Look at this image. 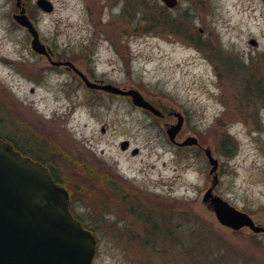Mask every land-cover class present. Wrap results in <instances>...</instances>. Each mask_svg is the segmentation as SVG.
<instances>
[{"label":"rangeland","instance_id":"374dc122","mask_svg":"<svg viewBox=\"0 0 264 264\" xmlns=\"http://www.w3.org/2000/svg\"><path fill=\"white\" fill-rule=\"evenodd\" d=\"M21 1L46 47L164 113L83 84L67 95L71 78L46 69L13 24L15 0H0V135L29 138L95 235L97 264H264V233L224 227L202 202L210 149L213 194L264 226V2L48 0L44 13ZM172 112L184 119L176 140L197 146L168 141Z\"/></svg>","mask_w":264,"mask_h":264},{"label":"water","instance_id":"95a60500","mask_svg":"<svg viewBox=\"0 0 264 264\" xmlns=\"http://www.w3.org/2000/svg\"><path fill=\"white\" fill-rule=\"evenodd\" d=\"M168 9L177 0H160ZM264 2V0H261ZM36 7L44 13L51 12L48 0H36ZM17 13L12 19L25 28L31 36L30 48L34 53L48 55L49 48L40 40L33 22L25 14L24 3L15 0ZM249 44L256 46L255 39ZM73 67L69 61L53 63ZM87 88L99 89L110 94L129 97L134 107L146 110L156 117L162 113L136 89H123L112 84H99L87 79L74 68ZM176 123L166 128L168 141L178 147L197 146L194 137L183 142L176 140L184 123L180 113L172 112ZM127 141L120 144L122 150ZM135 152V151H134ZM212 175L211 186L202 197L218 224L232 230L248 228L252 233H264V226L221 197L213 194L217 184L218 162L210 149H203ZM96 240L72 215L66 191L54 182L47 169L40 163L22 156L0 137V264H91L95 255Z\"/></svg>","mask_w":264,"mask_h":264},{"label":"flooded vegetation","instance_id":"af4514ba","mask_svg":"<svg viewBox=\"0 0 264 264\" xmlns=\"http://www.w3.org/2000/svg\"><path fill=\"white\" fill-rule=\"evenodd\" d=\"M13 24H15L16 26H18V28L24 30V28H22L21 26H19L14 21H13ZM48 53H49L48 55H43L42 56V57L46 58L47 61H48V67H46V69L48 71H50V72H53L56 75H61V74H64V73L65 74H68V76L71 78V83H68L69 90H68V92L67 91L65 92L67 95L72 94V90H71L72 89L71 88L72 84H75V85L83 84L81 77L74 71V68L76 70H78L81 74H83L87 79H89L91 81H94V82L99 83V84H112L111 82L105 80L104 78H99V79L96 78L94 76V73L91 71L90 68H87V67H85L82 64H79L77 62H76L77 64L75 62H73L72 60H73V58H75L74 56H71V57L68 56V57H66V56H63V55H59L58 52H55L50 47H49ZM51 61H56V62L69 61V62H71L73 64L74 68L73 67H70V66H66V65H55V64L51 63ZM88 90H90L91 92H95V91L97 92L98 91L103 96L118 97V95H113V94L107 93V92L102 91V90H99V89H88ZM162 114H164V113L162 112ZM168 116L171 117V115H169V113H168ZM0 137L3 138L7 143H9L14 148V150H16L17 152H19L22 156H26V157L32 159L33 161L38 162V163L44 165L43 162L41 161V158L40 157L34 155L31 152V150H29L28 148H24V144H23L24 142L23 141H21L19 139L4 137V136H1V135H0ZM48 172L50 173L49 170H48ZM73 216L82 224V226L85 229L89 230L92 233V231L90 230V228L88 226H86L76 215H74V213H73ZM94 237H95V235H94ZM95 240H96V238H95ZM95 250H96L95 251V256H94L93 261H92L91 264H97L98 250H99V247H98V244H97V240H96Z\"/></svg>","mask_w":264,"mask_h":264},{"label":"trees","instance_id":"16d2710c","mask_svg":"<svg viewBox=\"0 0 264 264\" xmlns=\"http://www.w3.org/2000/svg\"><path fill=\"white\" fill-rule=\"evenodd\" d=\"M257 89H258V92H259V94H263V92H262V88H260V86H257ZM22 137V136H21ZM27 138L28 137H26V136H23L22 137V139H24V143L23 144H26V145H28V144H30V142H28V140H29V138H28V140H27ZM221 147H222V150L227 154L228 153V155L229 156H231L233 153H234V143H233V141H232V139L230 138V137H228V136H226L222 141H221ZM44 165L46 164L47 165V163H43ZM45 165V166H46ZM52 175V174H51ZM54 175V174H53ZM53 175H52V177H53ZM53 179H54V182L55 183H57V182H59L60 183V181L54 176L53 177ZM91 230V229H90ZM92 231V230H91Z\"/></svg>","mask_w":264,"mask_h":264}]
</instances>
